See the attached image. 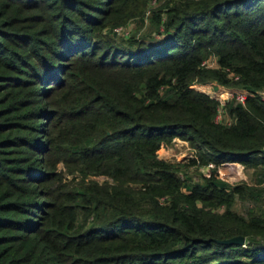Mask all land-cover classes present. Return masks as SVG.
<instances>
[{"label":"trees","instance_id":"trees-1","mask_svg":"<svg viewBox=\"0 0 264 264\" xmlns=\"http://www.w3.org/2000/svg\"><path fill=\"white\" fill-rule=\"evenodd\" d=\"M152 1L0 0V264H264V185L157 154L180 136L264 178V0ZM210 79L246 91L231 121Z\"/></svg>","mask_w":264,"mask_h":264},{"label":"rangeland","instance_id":"rangeland-1","mask_svg":"<svg viewBox=\"0 0 264 264\" xmlns=\"http://www.w3.org/2000/svg\"><path fill=\"white\" fill-rule=\"evenodd\" d=\"M154 1L155 0H153L152 3H154ZM147 9H149V7ZM148 11L149 10H146V13ZM148 29L147 18L144 21H141L139 17L133 16L125 23L117 24L114 27V32L119 35H128L132 32H135L136 34H144ZM156 36H159V34ZM207 61L211 62L212 58L207 57ZM195 85L219 97L223 102L228 98L233 97L236 91L241 90L236 86H224L221 84H217V86L213 79L204 82H195ZM215 118L223 121L232 120L231 115L223 107V103H220V108L217 111ZM201 148L203 147L198 146L183 137L174 136L170 142L163 144L157 149V154L158 157L175 163L179 168V173L181 175L188 176L193 180H197L202 172H208L209 169H214L220 177L232 183L245 181L252 185H264V178L261 181L258 178V169L253 166H244V164L238 160H223L217 164L213 161V166H206L209 161L203 162L198 154ZM57 169L69 172L68 166L63 164L62 161L58 162ZM66 174L68 179L71 180V183L80 180V174L76 171ZM89 177L96 178L99 181L108 179L110 182H114L110 176L105 174L90 175ZM161 199H163V196ZM233 206L237 210L245 213L249 208H257L259 205L258 201H255L252 198L238 196L235 198Z\"/></svg>","mask_w":264,"mask_h":264},{"label":"built area","instance_id":"built-area-1","mask_svg":"<svg viewBox=\"0 0 264 264\" xmlns=\"http://www.w3.org/2000/svg\"><path fill=\"white\" fill-rule=\"evenodd\" d=\"M206 61H207V59H206ZM213 62H214V60L212 59V61L209 62V63H213ZM260 93H261V96L264 97V89L261 90ZM233 96H234L237 100H240V101L243 102L244 99H245V96H246V91H245V90H239V91H236L235 94H234ZM221 103H224V102L221 101ZM219 108H220V105H219ZM219 108H218V110H219ZM232 163H234V162H232ZM213 164H214L213 161H209V162L207 163L206 166H213ZM209 170H210V169H209Z\"/></svg>","mask_w":264,"mask_h":264},{"label":"water","instance_id":"water-1","mask_svg":"<svg viewBox=\"0 0 264 264\" xmlns=\"http://www.w3.org/2000/svg\"><path fill=\"white\" fill-rule=\"evenodd\" d=\"M219 241L225 242V243H241V244H244L245 243V236L242 234H236V235H233L230 237L221 238V239H219Z\"/></svg>","mask_w":264,"mask_h":264}]
</instances>
